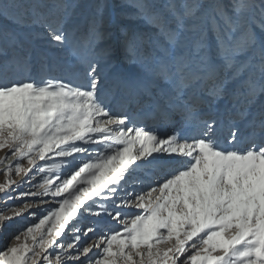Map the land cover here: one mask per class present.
<instances>
[{
  "label": "snow or ice",
  "instance_id": "1",
  "mask_svg": "<svg viewBox=\"0 0 264 264\" xmlns=\"http://www.w3.org/2000/svg\"><path fill=\"white\" fill-rule=\"evenodd\" d=\"M0 151V264H264V0H0Z\"/></svg>",
  "mask_w": 264,
  "mask_h": 264
},
{
  "label": "rangeland",
  "instance_id": "2",
  "mask_svg": "<svg viewBox=\"0 0 264 264\" xmlns=\"http://www.w3.org/2000/svg\"><path fill=\"white\" fill-rule=\"evenodd\" d=\"M3 155H4V151H0V157H2ZM12 159L14 160L15 158H12ZM9 162H11V161H9ZM52 162H58V161H52ZM25 163H26V161H25ZM4 168H5V165H0V183L5 182L7 179V177L4 173ZM22 178H23V174H21L19 176H17V175L11 176V179L17 181L18 183L21 181ZM38 179H39L38 176L35 177L30 184L23 185V187L18 189V191H33V192L38 191L37 188L33 187V184H35ZM45 199H48V198L46 197ZM28 202L31 203L30 200ZM9 203H12V202L10 201ZM3 206H4L3 205V197H2V195H0V208H2ZM15 206L21 207L22 204L19 201H16ZM8 214L11 215V210L8 211ZM32 222H33V220L31 218H29L27 216V214H25V217L23 219H16L13 221L11 233L14 234L18 229L25 228L28 224H30ZM13 242L15 243V241H13ZM6 243H7V241L3 237H0V248H2Z\"/></svg>",
  "mask_w": 264,
  "mask_h": 264
}]
</instances>
